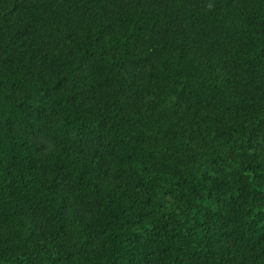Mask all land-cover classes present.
<instances>
[{
  "label": "trees",
  "instance_id": "trees-1",
  "mask_svg": "<svg viewBox=\"0 0 264 264\" xmlns=\"http://www.w3.org/2000/svg\"><path fill=\"white\" fill-rule=\"evenodd\" d=\"M0 264H264V0H0Z\"/></svg>",
  "mask_w": 264,
  "mask_h": 264
}]
</instances>
